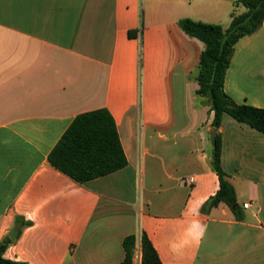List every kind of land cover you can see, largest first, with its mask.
Here are the masks:
<instances>
[{"label":"crops","instance_id":"obj_1","mask_svg":"<svg viewBox=\"0 0 264 264\" xmlns=\"http://www.w3.org/2000/svg\"><path fill=\"white\" fill-rule=\"evenodd\" d=\"M235 1L0 0L6 259L123 264L124 240L144 232L162 264H264V134L223 116L222 165L241 219L224 204L203 214L219 190L214 112L197 105L189 75L207 46L179 25L226 29ZM225 92L264 109V23L236 44ZM100 109L113 117L128 165L80 185L49 155L78 115ZM139 256L138 244L134 264Z\"/></svg>","mask_w":264,"mask_h":264},{"label":"trees","instance_id":"obj_2","mask_svg":"<svg viewBox=\"0 0 264 264\" xmlns=\"http://www.w3.org/2000/svg\"><path fill=\"white\" fill-rule=\"evenodd\" d=\"M242 8L243 12H239ZM264 23V0H236L228 28L183 19L180 28L190 37L207 46L194 73L197 105L210 106L214 112L210 132V167L219 180V190L203 206L202 213L224 204L240 217L236 191L222 165V134L220 127L225 114L264 134V109L236 103L225 92V81L235 46L246 36L258 32ZM49 163L80 185L107 176L128 165L116 123L106 109L78 115L49 155ZM30 223H24L23 227ZM11 241L0 244V264H26L4 257ZM140 245L141 264H162L156 249L144 232L124 240L126 257L123 264H134L135 249Z\"/></svg>","mask_w":264,"mask_h":264},{"label":"water","instance_id":"obj_3","mask_svg":"<svg viewBox=\"0 0 264 264\" xmlns=\"http://www.w3.org/2000/svg\"><path fill=\"white\" fill-rule=\"evenodd\" d=\"M17 235H18V231L17 230H14L11 234H10V239L12 240V241H14L15 239H16V237H17Z\"/></svg>","mask_w":264,"mask_h":264},{"label":"built area","instance_id":"obj_4","mask_svg":"<svg viewBox=\"0 0 264 264\" xmlns=\"http://www.w3.org/2000/svg\"><path fill=\"white\" fill-rule=\"evenodd\" d=\"M244 208H245V209H249V208H251V204H245V205H244ZM138 259H139V264H141V257L139 256Z\"/></svg>","mask_w":264,"mask_h":264},{"label":"rangeland","instance_id":"obj_5","mask_svg":"<svg viewBox=\"0 0 264 264\" xmlns=\"http://www.w3.org/2000/svg\"><path fill=\"white\" fill-rule=\"evenodd\" d=\"M136 264H139V259L138 258L136 259Z\"/></svg>","mask_w":264,"mask_h":264}]
</instances>
